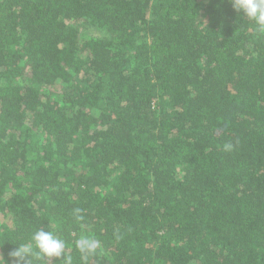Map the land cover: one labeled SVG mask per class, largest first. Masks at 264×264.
<instances>
[{
    "label": "trees",
    "instance_id": "trees-1",
    "mask_svg": "<svg viewBox=\"0 0 264 264\" xmlns=\"http://www.w3.org/2000/svg\"><path fill=\"white\" fill-rule=\"evenodd\" d=\"M41 227L73 264H264V34L229 0H0V253Z\"/></svg>",
    "mask_w": 264,
    "mask_h": 264
},
{
    "label": "clouds",
    "instance_id": "clouds-1",
    "mask_svg": "<svg viewBox=\"0 0 264 264\" xmlns=\"http://www.w3.org/2000/svg\"><path fill=\"white\" fill-rule=\"evenodd\" d=\"M237 19L244 18L253 22L255 31L264 34V0H229ZM76 221H81L80 209L74 211ZM68 243L65 239L44 227L36 229L30 237L29 243L15 245L10 251L8 259L0 253V264H29L33 257L49 262L56 259L62 264H73L74 258L66 252ZM74 247L80 254L82 264H87L90 257L96 255L100 242L94 237L81 235L74 242Z\"/></svg>",
    "mask_w": 264,
    "mask_h": 264
},
{
    "label": "rangeland",
    "instance_id": "rangeland-1",
    "mask_svg": "<svg viewBox=\"0 0 264 264\" xmlns=\"http://www.w3.org/2000/svg\"><path fill=\"white\" fill-rule=\"evenodd\" d=\"M82 27V31L86 34H89V35H96L99 31L94 29V28H91V27H85V26H81Z\"/></svg>",
    "mask_w": 264,
    "mask_h": 264
}]
</instances>
